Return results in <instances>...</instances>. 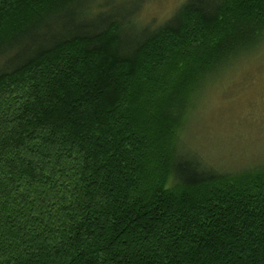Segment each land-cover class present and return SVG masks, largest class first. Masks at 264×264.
<instances>
[{"label":"trees","instance_id":"16d2710c","mask_svg":"<svg viewBox=\"0 0 264 264\" xmlns=\"http://www.w3.org/2000/svg\"><path fill=\"white\" fill-rule=\"evenodd\" d=\"M119 1L0 0V264H264V165L183 138L264 0Z\"/></svg>","mask_w":264,"mask_h":264},{"label":"rangeland","instance_id":"374dc122","mask_svg":"<svg viewBox=\"0 0 264 264\" xmlns=\"http://www.w3.org/2000/svg\"><path fill=\"white\" fill-rule=\"evenodd\" d=\"M182 1L144 0L134 18L155 27ZM236 60L199 92L183 137L211 165L232 172L264 165V44Z\"/></svg>","mask_w":264,"mask_h":264},{"label":"bare ground","instance_id":"6f19581e","mask_svg":"<svg viewBox=\"0 0 264 264\" xmlns=\"http://www.w3.org/2000/svg\"><path fill=\"white\" fill-rule=\"evenodd\" d=\"M166 165V164H165Z\"/></svg>","mask_w":264,"mask_h":264}]
</instances>
